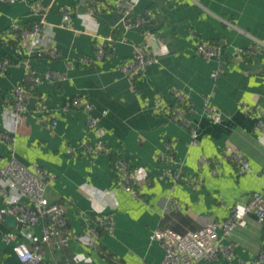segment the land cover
<instances>
[{"label": "crops", "instance_id": "crops-1", "mask_svg": "<svg viewBox=\"0 0 264 264\" xmlns=\"http://www.w3.org/2000/svg\"><path fill=\"white\" fill-rule=\"evenodd\" d=\"M41 1L51 9L45 17L47 31L36 48L56 47L61 55L38 56L18 41L0 40V57L11 60L8 74L0 75V134L5 131L4 110L14 87L25 81L29 84L28 65L41 74L50 70L64 73L65 80H44L36 87L15 135L13 153L22 163L37 164L55 176L46 196L50 202L65 206L68 232H82L88 221L105 213H113L115 221L112 233L100 230L96 247L75 240L61 250L55 248V239L41 244L47 261L160 264L165 250L160 241L151 239L156 229L171 227L185 232L211 221L223 222L234 205L242 211L249 194L264 192V130L256 129L259 120L264 123V48L251 56L237 53L240 48L249 50L253 38L264 43V0H140L134 15L148 17L147 12H151L154 18L142 29L130 30L122 24L123 14L116 9V0H103L110 7L98 13L91 12V0ZM66 4L73 6V17L70 28H61L59 7ZM15 21L24 28L31 27L34 18L29 14L28 2L0 0V37ZM146 33H155L165 51L157 55L159 62L132 83L120 66L133 57L134 46L145 40ZM200 39L222 46V72L217 79L211 74L218 61H207L195 52ZM99 41L106 51L101 59L95 52ZM79 56L93 59L92 63L80 64ZM174 89L191 96L193 109L188 118L199 129L196 147L190 144V130L171 118L176 108ZM76 96H84L94 105L93 114L106 130L111 154L91 158L83 153H67L69 146L95 139L85 112L62 111V106ZM40 98L59 115L53 129L44 127L36 114ZM159 99L162 109L157 110ZM206 99L222 112L221 122H213L205 113ZM243 106L256 112L247 114ZM170 142L185 174L202 181L199 189L184 180L171 189L166 171L172 165L158 158ZM226 145L247 155L251 165L248 173L239 175L235 164L222 158L218 175L212 173V167H198L201 154L220 158ZM10 156L8 145L0 140V166H5ZM117 157L125 158L135 173L150 180L142 191L143 199L119 185L114 164ZM105 189L115 192V204L101 198ZM174 200L180 203L179 208ZM2 207L7 206L0 200ZM245 219L246 224L235 229L230 238L218 229L223 243L234 244V260L218 258L197 264H250L264 252V224L252 214L245 215ZM16 229L17 223L11 227L4 219L0 221V264H22L13 250L16 243L34 247L32 241L20 236L7 240L6 236ZM32 229L42 232L41 225Z\"/></svg>", "mask_w": 264, "mask_h": 264}, {"label": "built area", "instance_id": "built-area-1", "mask_svg": "<svg viewBox=\"0 0 264 264\" xmlns=\"http://www.w3.org/2000/svg\"><path fill=\"white\" fill-rule=\"evenodd\" d=\"M4 1L15 3L19 0ZM22 1L28 2L29 14L34 18L31 27L24 28L15 21L10 28L2 33L1 42L18 41L26 45L30 52L38 56L47 54L51 57H59L61 52L56 47L48 49L36 48L41 35L47 31L45 17L51 7L41 0ZM139 1L116 0L115 2L116 9L123 14L122 24L127 30L135 27L142 29L150 19L154 18L151 12H147L148 17H136L134 15ZM193 1L198 2V0ZM108 7L110 5H107L103 0H91L92 13L101 12ZM59 11L62 14L59 27L70 28L74 12L73 6L71 4L61 5ZM253 40L254 43L249 50L240 48L237 53L250 55L254 51L264 48L263 42L255 38ZM164 51L165 45L162 40L155 33H146L145 40L141 44L134 46L133 57L122 63L120 69L133 83L150 66L159 62L157 55ZM95 52L97 58L101 59L106 56L103 42L99 41L95 44ZM195 52L207 61H218L217 67L211 74L214 79H217L222 71V46L208 39H200L196 42ZM92 60L86 56L77 58V61L83 65L91 64ZM10 65L11 60L9 57H0L1 76L8 74ZM67 65L72 67L71 62H68ZM26 74L29 84H26L25 81L14 87L12 97L4 110L5 131L0 134V140L8 145L11 156L5 166H0V200L4 201L7 206L0 208V221L6 215L15 216L17 229L8 234L6 239L11 240L20 236L34 243L33 248L26 242H19L14 245L13 250L22 264H59L58 262L51 263L45 259L44 253L41 251V244L51 243L55 239V248L61 250L69 246L71 240H75L85 246L96 247L100 230L108 233L113 232L114 214L105 213L97 216L94 221H88L85 229L80 233L68 232L65 206L50 202L46 196L47 187L55 176L48 174L37 164L26 165L22 163L13 153L15 135L19 132L23 123L27 106L36 87L44 80L58 83L66 78L64 73L56 70H50L43 74L37 73L30 65L26 68ZM173 95L176 100V108L171 118L175 123L190 130V144L196 147L200 142L199 129L193 126L188 118V114L193 109L191 96L179 89H174ZM161 105L162 102L159 99L156 104L157 110L162 109ZM70 109H80L85 112L87 125L93 132L95 139L91 143L83 140L79 146H69L67 153L72 156L83 153L91 158L102 154H111L110 147L105 140L106 130L101 124L99 117L93 114L94 105L86 97L76 96L62 106L63 112ZM203 109L213 122L222 121V112L209 99H206ZM243 110L247 114L256 112V109L249 106H243ZM103 113L105 114L106 112ZM36 114L44 127L53 129L58 125V113L50 109L43 98H40L36 104ZM256 129L259 131L264 130V123L261 120L258 121ZM158 158L172 165L166 171V177L171 184L172 190L181 180H184L186 184L195 189H199L202 186V181L198 177L185 174L183 167L176 158L173 143H167ZM221 158L233 162L239 175H244L251 170L247 155L233 145H226L221 150L220 158H209L201 154L198 158V167L200 169L207 166L212 167V173L218 175L221 172ZM114 164L117 181L121 188L130 192L135 198L143 199L142 191L150 184V180L141 173H135L129 162L123 157H117ZM101 198L112 204L117 202L115 192L110 189L103 190ZM24 199L27 200V203L23 201ZM174 203L179 208L180 203L178 204L176 200H174ZM247 214L254 215L259 223L264 224V192H252L249 194L242 211L237 205H234L229 218L223 222L211 221L201 228L185 232H178L171 227L156 229L152 233L151 239L160 241L165 250L160 264H197L203 260L213 261L218 258L228 262L234 260L236 257L234 244L232 242L223 243L218 229H222L224 236L230 238L235 229L246 224L245 215ZM36 225L42 226L41 234L32 229ZM58 234L59 238L56 239ZM250 264H264V252L259 253Z\"/></svg>", "mask_w": 264, "mask_h": 264}, {"label": "water", "instance_id": "water-1", "mask_svg": "<svg viewBox=\"0 0 264 264\" xmlns=\"http://www.w3.org/2000/svg\"><path fill=\"white\" fill-rule=\"evenodd\" d=\"M4 221L7 222L11 227H14L17 223V220L13 215L4 216Z\"/></svg>", "mask_w": 264, "mask_h": 264}, {"label": "rangeland", "instance_id": "rangeland-1", "mask_svg": "<svg viewBox=\"0 0 264 264\" xmlns=\"http://www.w3.org/2000/svg\"><path fill=\"white\" fill-rule=\"evenodd\" d=\"M256 39V38H255ZM258 40V39H257ZM254 41V40H253ZM218 45H220V44H218ZM257 51V50H256ZM256 51H254L252 54H250V56L251 55H253ZM242 55H244V54H242ZM247 55V54H246ZM222 72V71H221Z\"/></svg>", "mask_w": 264, "mask_h": 264}]
</instances>
